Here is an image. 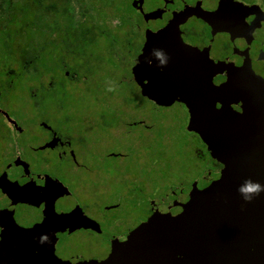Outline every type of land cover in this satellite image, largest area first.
Masks as SVG:
<instances>
[{"label":"rangeland","instance_id":"rangeland-1","mask_svg":"<svg viewBox=\"0 0 264 264\" xmlns=\"http://www.w3.org/2000/svg\"><path fill=\"white\" fill-rule=\"evenodd\" d=\"M60 1L0 0V176L16 162L22 170L27 166L26 175L64 165L58 163V150H40L49 141L47 127L75 137L73 148L82 168L62 174V180L100 222L102 214H120L104 209L120 199L124 188L115 176L124 171L142 178L146 197L169 182L194 179L197 168L191 161L197 139L187 131L186 106L175 102L156 107L134 82L142 37L130 0H85L79 6ZM65 44L72 45L73 55ZM27 45L34 49L29 64ZM112 86L116 91H107ZM79 135L88 146L77 145ZM183 168L191 173H182ZM22 175L12 180L25 188L19 183ZM5 195L0 190V213L10 214L16 207ZM44 203L33 211L38 217L51 211L42 209ZM32 217L28 213L23 224L28 232L39 225ZM84 241L89 243L88 238ZM55 257L63 260L56 251Z\"/></svg>","mask_w":264,"mask_h":264},{"label":"water","instance_id":"water-1","mask_svg":"<svg viewBox=\"0 0 264 264\" xmlns=\"http://www.w3.org/2000/svg\"><path fill=\"white\" fill-rule=\"evenodd\" d=\"M199 16L217 30L214 13ZM228 26L218 30L232 35V59H211L170 28L147 35L140 63L132 69L144 96L161 106L180 102L187 107L188 131L198 134L224 166L219 179L115 240L106 259L77 264H264V193L246 203L238 192L247 179L264 185V75L250 59L257 27L232 31ZM154 48L167 54V67L146 63ZM219 75L227 80L216 85ZM26 167L13 163L0 176V190L16 207L0 213V264H72L55 257V234L88 228L90 221L78 210L58 214L51 209L43 218L34 214L35 207L54 204L58 195L53 189L20 188L12 179L29 173ZM28 213L39 224L35 231L23 228ZM42 237L47 239L42 242Z\"/></svg>","mask_w":264,"mask_h":264},{"label":"flooded vegetation","instance_id":"flooded-vegetation-1","mask_svg":"<svg viewBox=\"0 0 264 264\" xmlns=\"http://www.w3.org/2000/svg\"><path fill=\"white\" fill-rule=\"evenodd\" d=\"M130 6L136 17L134 21L136 31L142 37L133 66L140 63V56L144 52L147 35L156 34L170 28L172 35L180 36L185 44L195 50L202 51L206 55L209 54L211 59L219 61L232 59L234 54L232 35L225 30L218 29H224L229 25L228 27H231L232 31L234 29L245 31V29L249 30L252 24H255L257 28L253 33L250 59L254 69L264 75V54H262L264 53V0H130ZM238 8L239 10H237ZM201 11L216 14L217 30L214 31V28L199 16ZM32 52H34L32 46L27 45L24 48V56L28 60L27 64L33 60ZM193 58L197 59L198 62L201 60L199 57ZM153 65L156 67V64ZM226 80V75H219L215 77L214 84L220 85ZM136 85L142 94L141 87L137 83ZM143 98L149 100L154 106H158L156 102L148 97L143 96ZM234 109L237 112L241 111L240 106H234ZM187 112L189 114L188 109ZM7 122L17 135L21 134L14 123H10L8 120ZM47 131L50 135L49 141L44 142L43 145L47 147L40 150H58L60 154L58 163H64V165L57 164L53 172L50 168H45L37 174L31 170L28 163L31 174L26 175L25 173L20 176L19 183L25 188L35 186L40 189L55 190L58 195L55 203L45 202L42 204V209L45 207L53 208L58 214H68L78 210L81 213L84 212L83 216L90 221L88 228L83 227L73 232H58L56 235V254L64 261L72 264L106 259L111 254L112 244L115 240L130 235L142 224L148 222L156 213L165 212L171 207L188 202L193 191L203 190L219 179L224 168L221 163L211 156L207 145L200 136L187 129L197 139L191 161V164L197 168V176L191 181L181 182L180 184L169 182L165 188L158 186L159 188H156L151 196L146 197L145 194L149 193L146 191L148 186L145 183L141 184L143 182L142 178L131 176L124 171L115 176V179L119 180L124 188L122 194L119 195L120 199L104 209L106 212H118L120 214H114V218L102 214L100 216L102 222H99L90 217L87 213L90 207L81 206L78 199H75L73 191H68L67 184L62 180V174L67 175V173L76 172L82 168L73 148L76 138L61 135L49 127H47ZM118 131L123 132L121 128ZM79 136L80 139L76 140L77 145L88 146V144H85L82 135ZM112 156L121 155L113 153ZM16 159L18 158L13 159V161ZM187 162L190 163V160ZM84 169L87 168L84 167ZM190 171V169L183 168L182 173H191ZM93 179L99 178L93 177ZM10 207V210H12L13 207ZM85 238L89 239L88 244L85 243Z\"/></svg>","mask_w":264,"mask_h":264},{"label":"clouds","instance_id":"clouds-1","mask_svg":"<svg viewBox=\"0 0 264 264\" xmlns=\"http://www.w3.org/2000/svg\"><path fill=\"white\" fill-rule=\"evenodd\" d=\"M153 60L158 62L157 67L163 69L167 67L169 62V57L161 49H153L151 53V58L146 60V63L151 67L153 66ZM107 91H116L115 86L109 87ZM238 192L242 196L246 203H251L255 198L259 197L261 193H264V185L259 182H255L252 179H247L238 188ZM42 242L47 239V237H42Z\"/></svg>","mask_w":264,"mask_h":264},{"label":"trees","instance_id":"trees-1","mask_svg":"<svg viewBox=\"0 0 264 264\" xmlns=\"http://www.w3.org/2000/svg\"><path fill=\"white\" fill-rule=\"evenodd\" d=\"M35 1L36 2H38V1L45 2V1H48V0H35ZM83 1H85V0H67L66 3H70L72 5H76L77 4L79 6L81 3H83ZM52 2H54L56 5L58 3H63V1H60V0H52ZM64 46L66 48V52L69 53V55H73L74 54V50H73L72 45L65 44Z\"/></svg>","mask_w":264,"mask_h":264}]
</instances>
